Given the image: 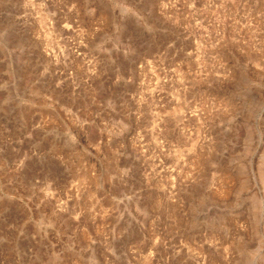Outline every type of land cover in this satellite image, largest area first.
Segmentation results:
<instances>
[{
	"label": "rangeland",
	"instance_id": "rangeland-1",
	"mask_svg": "<svg viewBox=\"0 0 264 264\" xmlns=\"http://www.w3.org/2000/svg\"><path fill=\"white\" fill-rule=\"evenodd\" d=\"M0 264H264V0H0Z\"/></svg>",
	"mask_w": 264,
	"mask_h": 264
}]
</instances>
